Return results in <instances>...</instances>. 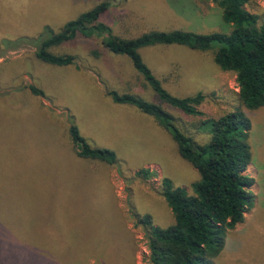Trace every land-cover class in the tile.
I'll return each mask as SVG.
<instances>
[{
	"label": "rangeland",
	"instance_id": "374dc122",
	"mask_svg": "<svg viewBox=\"0 0 264 264\" xmlns=\"http://www.w3.org/2000/svg\"><path fill=\"white\" fill-rule=\"evenodd\" d=\"M101 1L0 0V220L13 233L24 230L40 235L55 230L47 233L56 235L64 248L80 250L114 252L117 239H126L124 229L136 245L134 263L148 264L144 232L134 225L129 209L150 214L154 225H171L174 217L161 194V179L167 177L191 192V183L199 178L179 155L171 134L152 116L115 103L107 94L115 90L156 102L154 91L127 55L104 49L107 32L91 37L77 34L50 47L53 54L75 57L65 66L43 62L33 44H23L45 27L57 33L68 20ZM108 1L110 7L99 21L124 38L149 29L201 33L231 29L212 1ZM245 8L258 16V22L264 20V0H248ZM140 53L172 95L202 92L205 100L199 109L206 116L244 108L235 74L219 69L213 49L155 44L140 48ZM30 85L42 94L32 93ZM162 107L180 131L198 143L208 140L209 126L200 124L199 117ZM260 109L248 113L252 158L244 171L251 179L248 189L254 204L244 213L243 222L228 230L226 245L214 264H264V107ZM70 124L92 147L114 151L116 163L78 157ZM141 169L149 170L147 178L136 173ZM74 264L100 263L87 256Z\"/></svg>",
	"mask_w": 264,
	"mask_h": 264
},
{
	"label": "trees",
	"instance_id": "16d2710c",
	"mask_svg": "<svg viewBox=\"0 0 264 264\" xmlns=\"http://www.w3.org/2000/svg\"><path fill=\"white\" fill-rule=\"evenodd\" d=\"M201 1H212L222 9L223 20L231 26L229 32L149 29L134 37H120L99 21L110 7L108 0H102L68 20L57 33L45 27L40 34L27 38L23 43L33 44L35 55L43 62L65 66L72 64L75 57L53 54L50 47L74 39L77 34L91 37L107 32L108 37L102 42L104 49L127 55L154 91L156 102L115 90H108L107 94L115 103L132 105L152 116L171 134L179 155L197 170L199 178L191 183V192L185 187L175 186L167 177L161 179V194L174 217L171 225H154L150 214L139 215L129 209L134 225L140 226L144 232L148 264H214V259L226 245L228 230L243 222L244 213L254 204V195L248 189L251 179L244 171L252 158L249 143L252 124L248 113L264 107V20L258 22V16L245 8L248 0ZM155 44H179L198 51L213 49V60L219 69L235 74L237 94L245 109L237 107L218 117H209L199 109L205 100L202 92L183 97L172 95L141 56L140 48ZM29 89L36 95L42 94L35 86L30 85ZM162 105L172 107L189 118L199 117L200 124L209 126L208 140L198 143L180 131L173 116ZM68 130L77 147L78 157L109 165L116 163L114 151L89 145L75 124H70ZM136 173L145 178L149 176L147 169ZM45 205L46 202L40 204ZM51 208L55 210L54 205ZM20 226L18 224L21 229ZM10 229L8 223L0 220V264H74L87 256L96 258L100 264H135L136 245L128 240L124 229L126 239L123 242L117 239L119 246L114 252L64 248L56 235L48 234L55 230L31 235L24 230L13 233Z\"/></svg>",
	"mask_w": 264,
	"mask_h": 264
}]
</instances>
